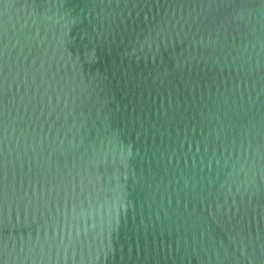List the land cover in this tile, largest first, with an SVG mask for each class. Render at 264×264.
<instances>
[{
  "label": "water",
  "instance_id": "obj_1",
  "mask_svg": "<svg viewBox=\"0 0 264 264\" xmlns=\"http://www.w3.org/2000/svg\"><path fill=\"white\" fill-rule=\"evenodd\" d=\"M0 264H264V0H0Z\"/></svg>",
  "mask_w": 264,
  "mask_h": 264
}]
</instances>
